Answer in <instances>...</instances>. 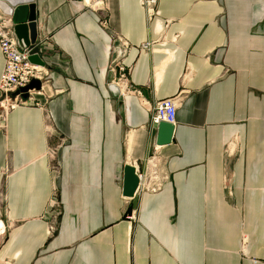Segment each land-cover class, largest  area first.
<instances>
[{
    "label": "crops",
    "instance_id": "0c3cea01",
    "mask_svg": "<svg viewBox=\"0 0 264 264\" xmlns=\"http://www.w3.org/2000/svg\"><path fill=\"white\" fill-rule=\"evenodd\" d=\"M28 5L46 76L0 110V264H264V0H158L152 17L139 0L0 11L13 23ZM118 38L139 95L107 86ZM168 98L159 146L144 104ZM153 147L168 180L124 197V167L143 169Z\"/></svg>",
    "mask_w": 264,
    "mask_h": 264
},
{
    "label": "built area",
    "instance_id": "2783aa9c",
    "mask_svg": "<svg viewBox=\"0 0 264 264\" xmlns=\"http://www.w3.org/2000/svg\"><path fill=\"white\" fill-rule=\"evenodd\" d=\"M141 7L149 17L158 16L156 9L158 0H139ZM158 34L162 28L158 26ZM149 45L145 43L142 48L146 49ZM130 45L127 41L118 38L117 44L112 48L113 57L108 65V73L112 79L107 86L114 88L119 97L124 98L128 95H139V91L133 90L129 83L130 68L126 67L122 60L127 55ZM0 53L4 60L3 70L0 75V106L4 108L14 107L19 102L21 95L18 91L28 85L32 80L42 81L46 72L42 67L33 65L30 61V50L20 49L13 32L12 19L0 11ZM34 91V90H32ZM31 92V91H29ZM28 92V93H29ZM14 94V95H12ZM13 99L14 105L8 104ZM148 106L152 116L151 121L154 125L165 122L175 124L177 101L175 98H168L156 101L151 107ZM157 147H153V152L145 160L143 169H138L135 163V174L138 178V185L133 198L140 193H156L161 190L164 183L168 180L167 173L162 171L161 159L157 156ZM50 231L54 228L51 225Z\"/></svg>",
    "mask_w": 264,
    "mask_h": 264
},
{
    "label": "water",
    "instance_id": "95a60500",
    "mask_svg": "<svg viewBox=\"0 0 264 264\" xmlns=\"http://www.w3.org/2000/svg\"><path fill=\"white\" fill-rule=\"evenodd\" d=\"M27 14L25 15V11ZM37 17L34 5L27 7H17L13 11V32L17 40V45L20 49L27 48L30 50L29 61L32 64L43 65L39 58L40 44L37 43ZM40 82L32 80L28 85L21 88L16 94L26 95L29 91H38L40 89ZM157 137L156 144L161 146L168 144L173 136L174 126L165 122H159L156 125ZM138 185V178L135 174L133 166H125L123 169V187L122 195L126 198H133L134 192Z\"/></svg>",
    "mask_w": 264,
    "mask_h": 264
},
{
    "label": "rangeland",
    "instance_id": "374dc122",
    "mask_svg": "<svg viewBox=\"0 0 264 264\" xmlns=\"http://www.w3.org/2000/svg\"><path fill=\"white\" fill-rule=\"evenodd\" d=\"M1 100V99H0ZM8 104H10V105H14V101H13V99H11L9 102H8ZM9 108V107H8ZM5 109H7V108H4V107H2V106H0V110L2 111V110H5Z\"/></svg>",
    "mask_w": 264,
    "mask_h": 264
}]
</instances>
